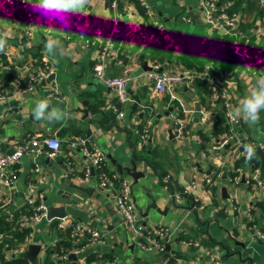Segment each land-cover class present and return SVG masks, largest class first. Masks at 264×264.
<instances>
[{
    "label": "crops",
    "instance_id": "0c3cea01",
    "mask_svg": "<svg viewBox=\"0 0 264 264\" xmlns=\"http://www.w3.org/2000/svg\"><path fill=\"white\" fill-rule=\"evenodd\" d=\"M10 1L20 4L19 0H0V30L8 32L6 51L12 54L11 59L0 54V93L4 97L0 99V143L5 152H11L15 144L38 135L56 137L62 147L47 164L44 154L24 155L11 170L12 186L0 185V218L9 224L0 234V264H15L30 244L41 247L35 264H163L167 260L171 264H264V239L258 236L264 233V197L242 180L246 173L238 184L231 181L234 170L249 162L239 154L236 140L227 139L226 104L234 113L253 83L234 49L232 29L203 21L201 0H145L164 25L163 34L152 27L136 0H91L85 14L52 17L51 21L36 10V0H23L24 13L35 19L27 39L23 16L20 21ZM218 5L236 15L242 34L239 45L245 46L249 56L263 54L264 0H218ZM112 18L118 19L119 26L105 72L112 77L128 71L131 80L125 104L94 75ZM49 30L62 34L63 54L53 56L45 51ZM46 65L51 75L35 82L33 91L25 92L16 84L20 79L24 85L29 73L40 74ZM157 65L174 72L208 67L220 91L215 98L209 97L204 83L197 80L178 88V100L170 103L168 94L153 90L149 74ZM4 66H11V72ZM54 86L60 100L47 99L67 112L68 118L36 121L32 109ZM238 120L237 139L264 145V112L254 127ZM178 121L183 123L179 136L174 130ZM142 128L148 130L144 143L135 134V129ZM75 136L90 139L102 150L111 176L128 180L146 227L169 228L174 239L164 244L163 253L136 247L97 182L92 177L84 179L87 161L67 145ZM68 161L73 162L75 175L67 168ZM114 162L128 168L134 162L141 173L147 165V170L134 181L126 172L120 174ZM259 166L264 180V164ZM209 177L212 182L206 185ZM172 192H183V196L172 203ZM39 197L48 208L64 207L65 218L48 220L47 213L34 216L25 202ZM152 201L157 208H149ZM67 221L99 228L103 244L88 245L75 260H58L54 248L67 232L56 224ZM21 229L28 231L22 243L2 247ZM24 260L22 264H31Z\"/></svg>",
    "mask_w": 264,
    "mask_h": 264
},
{
    "label": "built area",
    "instance_id": "2783aa9c",
    "mask_svg": "<svg viewBox=\"0 0 264 264\" xmlns=\"http://www.w3.org/2000/svg\"><path fill=\"white\" fill-rule=\"evenodd\" d=\"M139 2L144 10V14L151 19L152 27L158 33H165L164 25L155 17V13L151 5L145 0H136ZM19 7L24 11L26 4L23 0H19ZM10 4L17 6V3L10 1ZM202 19L208 24H214L216 26L225 27L232 29L231 35L236 39L234 49L242 56L244 60V66L249 70H264V53L257 54L254 58L250 57L245 46L239 45V38L242 36L241 32L237 30V17L234 13H229L227 6L218 5V0H201ZM18 7V6H17ZM52 17H48V21H51ZM25 36L27 39L31 38V29L35 24V19L29 13H26L24 19ZM118 19L112 18L109 25V31L101 45L99 54L94 64V75L95 77L104 82L109 88H111L117 101L121 104H125L129 99L126 92V87L129 84L131 78L128 71L124 70L122 74L104 78L105 70L107 68V62L111 58V47L113 46V38L118 32ZM235 30V31H234ZM230 33V31H227ZM96 34H99L98 32ZM249 40V39H248ZM248 40L246 42L248 43ZM8 59L12 58V54L8 51L4 53ZM7 73L11 72V66H4ZM26 69V68H25ZM51 75V70L46 65L44 70L40 74L29 73L26 78V82L22 85L20 79L16 80V84L23 89L25 92H31L34 90V83L38 80L47 79ZM153 90L157 93H166L170 97L169 102L173 103L178 100L175 91L184 85L191 82L200 80L208 84L211 92L210 97L215 98L218 83L217 80L212 76L208 67L199 68L195 67L191 71L174 72L171 70H161L160 66H155V70L149 74ZM3 92V91H2ZM4 98L0 93V99ZM48 99L60 100L61 95L59 94L57 87H53L47 93ZM226 119L229 127L228 140H236L235 144L239 149L241 157L245 158L243 149V140L237 139L236 129L239 124L238 117L234 116V113L229 104H226ZM119 113L118 116H122ZM177 135L182 134L183 123L178 121L174 128ZM136 136L140 139L141 143H144L148 138V130L146 128L135 129ZM256 149L264 151V145L262 143L252 142ZM68 148L71 152L81 155L87 161V164L83 170L84 179L88 180L93 178L97 182V188L103 195L109 200L114 206L116 214L119 218L120 226L124 229L125 233L131 238L132 242L136 247L142 250H155L156 252H164V244L169 240L174 239L170 230L166 226H155L148 228L143 222L140 212L137 210L135 202L131 194V186L128 180L123 177L111 176L107 171L106 158L102 150L93 144L90 139L84 136H75L70 138L67 142ZM222 146V145H221ZM61 141L56 137H46L32 135L27 139L15 144L11 152H5L0 143V185L5 187H11L14 183V175L11 170L19 163L20 159L24 155L32 156L33 158L38 157L41 154L46 155L50 159H55L61 151ZM244 168L237 167L234 172V176L231 181L234 184H238L241 174L244 175V181L246 185L257 189L261 192L264 197V180L262 178L260 166L253 163H247ZM67 168L73 170V162H67ZM39 168H35V171H39ZM75 172H72V175ZM212 182V178H207L205 184L208 185ZM183 196V192H172L171 199L180 200ZM27 210H30L34 216H45L48 211V206L39 197L37 201L32 198H28L25 202ZM60 231L67 232L66 240H70L73 246L67 253L58 255V260L67 261L70 254L78 255L88 245L103 244L104 239L101 230L97 227H91L79 222H59L56 224ZM258 236L264 239V233L258 232ZM21 252V249L16 250ZM215 264H220L218 261ZM163 264H170V261H164Z\"/></svg>",
    "mask_w": 264,
    "mask_h": 264
},
{
    "label": "clouds",
    "instance_id": "9594fccd",
    "mask_svg": "<svg viewBox=\"0 0 264 264\" xmlns=\"http://www.w3.org/2000/svg\"><path fill=\"white\" fill-rule=\"evenodd\" d=\"M91 0H36L35 8L46 17H69L83 15L89 10ZM61 33L49 30L45 40V51L55 56L62 53ZM8 32L0 30V54L6 53ZM253 81L251 89L241 99L234 111V116L241 118L249 126H256L261 122V113L264 112V70H251ZM32 116L36 121L59 122L68 118L69 114L58 107L51 105L47 98L40 99L32 109ZM247 162L257 160V149L251 143L243 144Z\"/></svg>",
    "mask_w": 264,
    "mask_h": 264
},
{
    "label": "water",
    "instance_id": "95a60500",
    "mask_svg": "<svg viewBox=\"0 0 264 264\" xmlns=\"http://www.w3.org/2000/svg\"><path fill=\"white\" fill-rule=\"evenodd\" d=\"M103 32H105V30H103ZM109 76V72H105V75H104V78H107ZM220 90H217V92H219ZM195 102V106H196V110H199V106H198V103L197 101L192 98ZM50 161V158H46L44 160V162L47 164L49 163ZM39 162H41V160H39ZM58 164H60L58 162ZM118 172L120 174H122L123 172H126L127 175H129L131 178L134 179V181H137L139 178L143 177L145 175V172L147 170V165L144 166V170L143 172H137L136 171V166H135V163L134 162H131V168H128V167H122L121 165L119 164H116L114 162ZM242 180L244 181V176L242 177ZM85 192L89 193L91 190H88V189H83ZM222 192H223V197L226 198V190L225 188L222 189ZM172 203H174V199H172ZM149 208H157L154 201H152L151 205L149 206ZM148 208V209H149ZM147 209V210H148ZM65 215H66V212H65V208L64 207H49L48 211H47V219L48 220H51V219H54V218H57V219H64L65 218ZM41 247L40 245H37V244H30L27 248V250L23 253H20L19 254V258H23V259H26L28 260L31 264H35L36 263V257L40 251ZM168 249V246H166V250ZM69 260H75V255L74 254H70L69 255Z\"/></svg>",
    "mask_w": 264,
    "mask_h": 264
},
{
    "label": "trees",
    "instance_id": "16d2710c",
    "mask_svg": "<svg viewBox=\"0 0 264 264\" xmlns=\"http://www.w3.org/2000/svg\"><path fill=\"white\" fill-rule=\"evenodd\" d=\"M18 6V7H17ZM16 8L18 9L19 13H20V16H19V20L22 21V16H23V23H24V15H26L24 13V11L19 7V5L17 4ZM252 40H248V45L250 46V43H251ZM249 52L251 54H253L255 51L254 49H252V47L250 46L249 47ZM200 82V80H199ZM205 85V89H206V94L207 96L210 97L211 95V92L209 90V86L206 82L202 81ZM244 144L245 143H252L250 141H246L244 140L243 142ZM257 156H258V159L257 160H253L251 161L250 163H253L255 165H260L261 163L264 164V151H261L259 149H257ZM242 160V159H241ZM240 160V161H241ZM243 161V160H242ZM241 161V162H242ZM246 164V163H245ZM9 228V224L6 222V219L4 217H1L0 218V234L1 233H5ZM28 234V231L27 230H24V229H21L19 231H15L12 233V235H10L9 237L10 238H7L8 240H6L4 243H2V247H4V245H8L7 247H13L15 246L16 244H20L24 241L25 239V236ZM66 236H64L63 238H61V241L59 243H57L55 245V248H54V251L56 254L58 255H61V254H64V253H67L68 251L71 250L72 247H75L72 245V243L70 242V240H66L65 238ZM108 258V257H107ZM109 261L111 260L110 258H108ZM26 262L24 259L20 258V259H17L14 261L15 264H22ZM171 264V263H170Z\"/></svg>",
    "mask_w": 264,
    "mask_h": 264
}]
</instances>
